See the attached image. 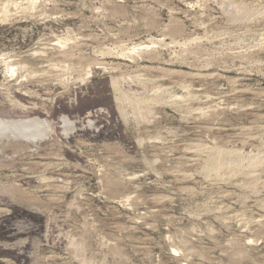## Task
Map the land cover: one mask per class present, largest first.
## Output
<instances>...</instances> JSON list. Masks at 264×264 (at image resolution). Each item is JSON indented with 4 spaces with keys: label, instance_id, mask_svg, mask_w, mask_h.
I'll return each instance as SVG.
<instances>
[{
    "label": "rangeland",
    "instance_id": "obj_1",
    "mask_svg": "<svg viewBox=\"0 0 264 264\" xmlns=\"http://www.w3.org/2000/svg\"><path fill=\"white\" fill-rule=\"evenodd\" d=\"M30 121L0 264H264V0H0V122Z\"/></svg>",
    "mask_w": 264,
    "mask_h": 264
},
{
    "label": "bare ground",
    "instance_id": "obj_2",
    "mask_svg": "<svg viewBox=\"0 0 264 264\" xmlns=\"http://www.w3.org/2000/svg\"><path fill=\"white\" fill-rule=\"evenodd\" d=\"M0 124L2 126H9L11 129H13V131L15 133L19 132L21 129L23 131H25L23 137L26 138H35L36 135L34 133V131L42 124H44L43 122H34V121H30V122H0ZM40 128V127H39ZM40 131V130H39ZM21 134H23L22 132H20ZM19 133V134H20ZM18 134V133H17ZM45 134V133H43ZM17 136V135H16ZM43 137V136H42Z\"/></svg>",
    "mask_w": 264,
    "mask_h": 264
}]
</instances>
